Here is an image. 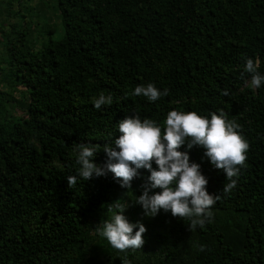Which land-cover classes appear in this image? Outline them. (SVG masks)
I'll return each mask as SVG.
<instances>
[{
	"label": "trees",
	"instance_id": "obj_1",
	"mask_svg": "<svg viewBox=\"0 0 264 264\" xmlns=\"http://www.w3.org/2000/svg\"><path fill=\"white\" fill-rule=\"evenodd\" d=\"M12 1L6 16H21ZM50 1L61 32L43 31L38 49L27 25L0 30L8 85L25 97L20 115L0 118V264H100L103 256V264H122L125 254L97 232L117 200L147 229L143 248L127 252L130 264H264V84L253 90L244 72L246 59L258 58L264 75V0ZM148 83L170 94L156 102L131 95ZM100 93L113 103L98 110ZM171 110L209 119L223 110L250 144L229 195L203 148L178 149L200 165L209 194L220 195L203 229L189 231L163 210L148 217L134 204L145 169L131 190L110 172L77 177L69 188L67 177L80 167L76 145H101L93 162L103 166V145L118 138L121 119L136 114L163 125Z\"/></svg>",
	"mask_w": 264,
	"mask_h": 264
},
{
	"label": "clouds",
	"instance_id": "obj_2",
	"mask_svg": "<svg viewBox=\"0 0 264 264\" xmlns=\"http://www.w3.org/2000/svg\"><path fill=\"white\" fill-rule=\"evenodd\" d=\"M259 66L258 58L255 61L246 59L244 72L250 74L248 86L253 90L264 84V75L258 71ZM169 94L168 88L161 91L153 83L140 84L131 93L133 96H143L149 102H156ZM228 94L227 90L222 92V95ZM112 103L111 94L100 93L93 99L94 107L98 110ZM117 127L118 138L112 144L103 145L102 150L107 156L103 166L93 162L101 151V145H76V163L80 167L77 175L67 177L69 188L76 186L77 177L88 181L110 172L122 188L131 190L133 180L140 176L141 169H145L150 175L143 186L142 195L136 197L134 204L141 205L148 217H155L161 210L171 212L174 218L187 222L189 231H194L198 226L204 228L206 221L213 215L212 208L220 195L209 194L208 180L202 174L200 165L190 162L187 151L178 149L185 144L188 149L193 146L203 148L211 164L226 176L227 183L222 188L224 195L232 192L241 169L247 167L246 154L250 144L242 135L241 125L235 119H229L223 110L219 114L211 113L210 119L196 112L171 110L163 125L134 114L121 119ZM154 189L160 191L150 195ZM129 206L121 200L109 205V217L103 221L102 227L97 228L99 235L106 238L113 249L125 254L122 264H130L126 259L129 250L135 252L143 248L144 234L147 232L143 223L128 220L125 211ZM205 248L200 245L199 251Z\"/></svg>",
	"mask_w": 264,
	"mask_h": 264
},
{
	"label": "rangeland",
	"instance_id": "obj_3",
	"mask_svg": "<svg viewBox=\"0 0 264 264\" xmlns=\"http://www.w3.org/2000/svg\"><path fill=\"white\" fill-rule=\"evenodd\" d=\"M47 2L50 4L51 1L18 0V3L17 1H12L10 8L21 16L9 18L6 16V4H8V0H0V30L7 32L9 24L12 23L27 25L26 28L30 31L28 38L34 42L33 48L38 49L40 43L48 37L42 34L43 31L52 30L51 37H56L61 32L58 15ZM24 8L31 11L24 12ZM35 34H37L36 37ZM6 54V49L0 40V103L4 106L3 111H0V118H4L5 120L11 116L20 115L22 109L21 102L25 101V97L21 96L23 92L21 86H17L15 89L8 85L10 79L5 74L7 70ZM104 259L105 257L103 256L99 263L103 264Z\"/></svg>",
	"mask_w": 264,
	"mask_h": 264
}]
</instances>
